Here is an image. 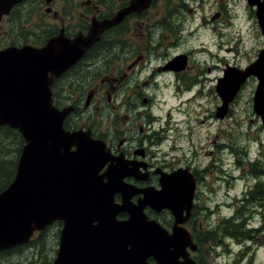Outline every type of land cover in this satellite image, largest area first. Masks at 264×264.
Segmentation results:
<instances>
[{
  "label": "flooded vegetation",
  "instance_id": "obj_1",
  "mask_svg": "<svg viewBox=\"0 0 264 264\" xmlns=\"http://www.w3.org/2000/svg\"><path fill=\"white\" fill-rule=\"evenodd\" d=\"M118 15H121L118 22L104 27L98 39L85 49L80 59L58 74L57 59L65 44L74 42L79 36L90 35L94 27L114 20ZM173 15H186V34L183 35L186 51H168L180 41L173 37L176 35L174 31L179 29H170ZM258 15H264V0H0V68L8 67L15 79L20 74L18 68L25 64L37 63L39 68H44L41 71L40 94L45 98L47 93L50 94L52 110L66 112L63 122L65 130L89 131L93 138L105 141L114 160L119 159L126 164L128 175L124 180L139 190L132 197V201L137 203L144 197L145 191L160 192L164 189V173L189 168L186 164H174L173 158L159 160L160 154L166 155L157 147L161 142L159 129L153 120L146 126L142 122L138 123L137 119L142 120V112L138 109L146 110L143 120L146 114L151 117L160 78L176 77L178 81L182 78L190 84L197 83V80L202 82V79L215 81L219 94L218 84L226 68L245 69L264 50V31ZM240 21L244 26L239 25ZM154 26L159 30L158 33ZM242 29L249 41L258 38V47L242 57L244 62L241 63L237 59L220 56V63L213 65L219 69V74L215 77L202 76L204 67L207 68L206 73L212 70L206 65L209 57L214 55L212 51L221 50L224 40L228 44L232 43V35L236 41L232 46L234 49H223L239 53L238 47L243 43L244 36ZM231 30L235 33H231ZM196 53L203 55V61H193ZM179 56H184L186 62L176 64L172 61ZM47 67L52 69L47 70ZM258 82L255 75L248 77L234 101L244 86L249 84L254 88V101ZM5 84L0 83V87ZM17 85L20 83L9 86L8 94H19L23 87ZM162 85L166 88L168 83ZM4 88H0V93ZM110 88L114 94L116 90H125L122 104L126 106V102H130L127 108L133 117L129 118L126 114L128 121L122 135L115 132L113 136L109 133V125L102 129L92 122L96 109L101 107L100 98L93 110L99 95H105L108 103L114 106L113 109H117V105L112 104ZM12 96L9 95V98ZM4 128L18 131L8 125L0 126L1 131ZM192 173L198 184V174L193 170ZM121 199V194L117 193L115 201L121 202ZM144 211L149 219L157 220L166 229L170 230L173 226L175 217L170 208L157 210L146 205ZM120 217L124 219L128 215L120 214ZM54 223L60 226V237L63 221Z\"/></svg>",
  "mask_w": 264,
  "mask_h": 264
},
{
  "label": "water",
  "instance_id": "obj_2",
  "mask_svg": "<svg viewBox=\"0 0 264 264\" xmlns=\"http://www.w3.org/2000/svg\"><path fill=\"white\" fill-rule=\"evenodd\" d=\"M120 16L65 44L57 59L58 74L80 59L100 31L118 22ZM258 18L264 31V15ZM183 57L172 61L182 63ZM38 65L18 68L21 75L18 73L17 79L8 67L0 68L4 70L0 83H6L0 87H6L0 93V126L18 129L25 139L15 177L0 192V251L26 244L35 231L62 220L52 264H197L191 251H196L198 244L184 225L190 219L197 189L190 169L164 173V189L145 191L134 203L132 197L139 190L125 182L126 164L119 159L114 162L105 141L92 138L89 131L64 129L66 112L52 110L50 94L44 93L45 98L39 92L44 68ZM251 75L259 80L254 109L264 124V50L245 69H225L218 84L222 103L216 109L217 117L223 119L228 114L231 102ZM15 82L23 89L19 94H8ZM117 193L121 202L115 201ZM146 205L157 210L170 208L175 217L171 229L149 219ZM121 213L128 217L119 219Z\"/></svg>",
  "mask_w": 264,
  "mask_h": 264
},
{
  "label": "rangeland",
  "instance_id": "obj_3",
  "mask_svg": "<svg viewBox=\"0 0 264 264\" xmlns=\"http://www.w3.org/2000/svg\"><path fill=\"white\" fill-rule=\"evenodd\" d=\"M185 16L173 15L170 29H179L174 31L179 35L173 37L180 41L168 50L170 53L186 51ZM239 25L244 26V23L240 21ZM154 29L158 33L156 26ZM231 33L235 32L231 30ZM242 33L239 53L223 49L232 48L236 42L231 34L232 43L224 40L221 50L212 51L214 55L206 64L212 70L206 73L204 67L202 76L219 74V69L213 65L220 63V56L241 63L244 62L242 57L258 47V38L249 41L244 29ZM202 57L201 53H196L193 61ZM159 81L160 87L155 91L156 99L151 107L153 116L146 114L143 120L146 110L135 107L142 112V120L137 119V122L146 126L153 120L159 129L161 142L157 147L166 154L158 156L160 161L165 157L173 158L174 164H186L198 174V195L189 228H197L201 233L215 229L216 238L198 245L193 255L204 258L205 264H264V124L254 110V88L245 85L228 115L221 119L216 116V108L222 99L215 81L202 79V82L197 80L190 84L188 80L185 82L181 78L178 81L176 77L160 78ZM164 82L168 83L166 88L162 85ZM112 94V104L117 105V109H113L105 95H99L93 110L100 98L101 107L96 109L92 122L102 129L109 125V133L113 136L115 132L122 135L128 121L126 116L131 118L133 114L127 108L129 101L126 106L122 104L125 90H116V94L112 90ZM139 105L141 107V100ZM24 143L18 131L0 130V189L13 177L12 161L16 158L18 163ZM59 227L54 223L36 234L32 242L1 253L0 264H51L58 250Z\"/></svg>",
  "mask_w": 264,
  "mask_h": 264
},
{
  "label": "trees",
  "instance_id": "obj_4",
  "mask_svg": "<svg viewBox=\"0 0 264 264\" xmlns=\"http://www.w3.org/2000/svg\"><path fill=\"white\" fill-rule=\"evenodd\" d=\"M12 131V130H11ZM13 167H14V171L12 172V176L14 177V174H15V171H16V167H17V160L16 158L13 159ZM6 176L5 178L8 179V176L7 175H4ZM13 177H11V179H9V182L7 183V185L12 181ZM7 185H5L4 187H2L0 189V191L2 189H4ZM215 229H207L206 232H202L200 230H198L197 228L196 229H192V232H193V235H194V238L196 240V242L198 243V245H203L204 242H208L209 240L211 239H214L216 238V231H213ZM249 233L251 231H248ZM198 264H205L206 260L204 258H199L198 256H195Z\"/></svg>",
  "mask_w": 264,
  "mask_h": 264
}]
</instances>
